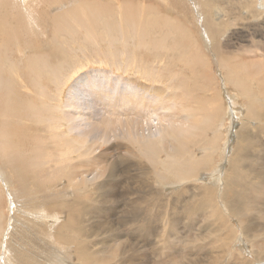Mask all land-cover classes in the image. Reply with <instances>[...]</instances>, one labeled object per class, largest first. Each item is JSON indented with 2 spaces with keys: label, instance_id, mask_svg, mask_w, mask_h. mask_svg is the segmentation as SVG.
Masks as SVG:
<instances>
[{
  "label": "bare ground",
  "instance_id": "obj_1",
  "mask_svg": "<svg viewBox=\"0 0 264 264\" xmlns=\"http://www.w3.org/2000/svg\"><path fill=\"white\" fill-rule=\"evenodd\" d=\"M75 1L76 0H74V2ZM188 1L192 4V11L193 14H195L194 15L195 21L200 23V28L203 31L204 35L206 36V39L210 43L213 42V39L219 38L222 35L221 33L224 32L223 31L224 28L231 25V19L234 18V16H227V20L225 22L222 21L223 20L222 12L224 11L222 5L225 7L230 6L229 9H231L232 11V9L237 7V5L239 4V1L231 2L233 0H229V2H231L229 4L232 5L226 3L228 2V0H188ZM240 2H241L240 7L245 8L247 12L251 13L247 18L249 19L258 18L260 20V18L263 17L262 15H264V0H240ZM82 3L81 4L75 3L73 6L69 7L70 6L69 5L67 7L65 6L66 4L62 2V0H58V1L0 0V45L1 48L3 49L4 58H9L8 60L5 59V66H4V59L3 58L1 59L0 57L1 60L0 65L3 71L0 75V87H1L0 90L3 91L2 100L4 103V106L3 107L1 106L2 110L0 111L1 112L0 140H2L3 138V140L0 142V153L4 156V158L6 159L9 165L13 164L14 162V159L9 158V152L13 143L12 136H14L15 132L11 130L14 128V126H12V124L9 123V120L7 118H9V114L12 111V109L11 110L9 109L12 106L11 103L14 100V95L19 96L17 90H15L17 85V80L14 78V73H16L17 76L28 80L33 86H35L36 80L41 79V77H45V79L47 78L48 80H50L53 78V76H57L55 73L56 66L55 68H53L50 67L51 65H48L46 60L47 56L34 54L29 56L24 62L19 61L18 63L15 64L11 58V52L14 50L21 52V48L19 47L20 43L24 44V47L29 45L30 42L35 43L36 34L38 33L42 34V37H40V39H43V36H47V25L51 27L53 35L56 33L61 34L59 38L55 41L56 44L52 46V48L55 49L56 52L54 50H51L52 53L51 55L60 58L62 62V66L65 69L70 68V70L72 71L75 70L77 67L81 68L83 66L82 62L79 63L78 65L77 63L74 62L76 61L75 60L76 54L78 52L82 53V57L84 58L86 53L84 51L85 49L82 50V48L80 47L81 45L80 43H79L80 45H78L77 48H75V46L73 47L72 46L73 44L71 45V43H76L77 42L76 40L82 34L84 35V37H86L92 34L95 30L99 31V33H97L98 31L96 32L97 33L96 36H100V38L98 37L96 38H98V40L101 39L102 42L105 38L106 39L111 38V41H113L115 40L114 38L115 36L124 34L126 39L132 38L133 40L134 38H136L138 40V42L137 40L136 42L140 46H143L144 50H147L148 52L152 53L153 56L159 53H163V54H167V56H169L170 58L171 56L170 53H174V55L171 56L173 60H177L179 61V63L180 62H183L184 64L188 63L196 69H198L199 66L202 65V62H204L201 54L195 52L196 42L193 39L192 34L189 31H186L180 28L179 26H177L178 25L177 22H175L174 24H170L173 21L163 22V23L158 21L157 18L158 17L160 18V16L154 13L152 8L149 7L140 8L141 5L138 6L137 8L136 6L138 4H135L136 6L134 5L132 7H130V5H125L124 8H122L123 6L115 7V10L117 9L122 13L120 12V17H119L121 21L118 22V20L115 19L117 20L115 24H118V27L115 26L116 28L113 29V25L112 26L110 25V20L113 21L111 17L112 18L114 17L113 15L110 14V12H108L107 6L100 5L101 3L98 4L96 0L94 1V3L92 2V4L90 3L84 5ZM55 4L60 6L57 8L59 9V11H53L52 13L51 10L54 9V7L56 6ZM233 5H235V7H233ZM45 6L46 8H44ZM39 8L42 9L40 10ZM145 10H150L147 11L148 13L150 12L149 16H146ZM107 13H109V16ZM225 14H229V13L225 12ZM144 18H146V20L149 21L150 27L148 29L146 27L142 28L139 25L140 23L143 26ZM164 18L162 17L161 19ZM165 19L167 20L168 18ZM123 21L125 22L122 23ZM127 22L131 24L132 27H135V25L133 24L134 22H138V24H136V27H138L139 30L134 31L133 34L130 33L131 30L127 32L126 31L127 28L125 26ZM261 23L264 24V20H262ZM123 26L126 29L123 28ZM20 27H22V30L24 32L26 31V33L23 32L24 34H26V36L22 33L21 30H20L21 34L19 35ZM80 29H82L81 31H83V33L80 32ZM171 37H173L174 39V42L171 40L172 43L169 42V39H171ZM63 38L69 41L67 43L68 47L66 48L60 46L61 45L60 41ZM26 41H28L29 43ZM80 41L82 42V40ZM83 42L86 43V40H84ZM126 43L129 44V42ZM248 45L250 46L249 48H252L251 50L253 51L252 58L251 57L247 58L244 57L243 55L225 56L224 54L228 51L229 48H225L224 46L223 49L225 51H221L219 50V44L217 45L214 44V51L217 57L221 56L223 60L222 62L226 64L224 65L226 66L227 72L224 71L225 74H223V78L228 85H230L229 82H231L238 96L235 99L229 94L231 108L232 110H236L239 105H243V107H245L244 116L242 118L243 122L241 123L239 129L235 132L236 135L235 146L232 147L231 152L228 154H227V150L230 145L227 142V140H225L224 142L223 145L224 147L219 151V149L221 148V144L217 141V139L219 138L217 137L216 139L215 137L208 141L204 136V132L206 129L210 128L212 120L216 119L217 117H220L223 113V111L220 109L221 107H219V101H217V98H214L215 95L213 94V91L209 92L210 94L208 95L202 93L204 99L208 101L207 103L208 112L205 118L203 119V121H201V118L203 116L202 114H204L203 106H199L197 108L193 107L195 109H190V107L186 105L182 107V109L184 108L186 112L185 115L181 114L180 112H178V114H174L173 112L168 110V109L173 110V106H178V105L180 106L182 104V101H184L183 98L181 97V95H185V93L183 92L187 90L186 89L187 86L185 85L184 79L179 81L182 90L185 91L180 92L179 95H176L174 91L171 92L168 91L170 90L172 85H169L166 88H162V86L161 88H159L158 86H145L144 84H142L141 81L132 78L131 76L125 77L124 75L122 76V75L114 74V72H112V70H110L109 68H108L109 70H104L102 68L96 70L92 69L87 73H82L81 75H79L75 80V82L72 83L70 87L71 90L70 94L69 93L66 94L65 103L62 105L63 107L57 109L58 112L61 113L60 120L58 119L59 121L57 122L55 121L54 123L49 122L48 125L44 124V126H47V128H44V126H42L43 130L52 131L53 135H50L51 138L47 139L48 134L46 135L42 131L43 134L41 135V137L43 136V140L39 139L40 133L39 130L37 129L33 131L32 136H30L31 138L29 137L30 139L34 140L33 149L35 152L34 157L29 160V163L35 160L34 170L38 169V167L40 166L44 170V172L47 173L46 175H44V173H42L43 170H41L34 172L42 173V174L30 175L34 180H36L37 182L36 186L40 189V191L47 190L48 187L45 188L44 185L47 180V175H49L48 180L49 179L51 180L56 179L57 181L63 180L66 186L68 187V190H71L72 188V191L76 196L74 198H70V197L66 199L62 198L61 200L58 201V207L64 210L65 217L61 223H57L54 226L55 228L52 232L50 231V229H46L47 223L44 220L50 217V213L49 212L48 214L45 213L46 212L45 210L52 209L53 205L51 204H53V200L52 199L49 200L48 197L49 195L47 194H46L47 196L44 195V198L46 196L45 199H48L47 203L50 202L49 207L48 209L45 210L40 209L39 208L40 204L37 203L38 201L37 196L31 195L29 193L30 191L28 190L27 192V189L24 188V186H26L25 185L26 181L24 179L28 175L27 176L23 175L24 177L23 182H20L21 179L18 176H15L18 182L17 187L19 185V190L13 191V196H12L13 198L11 200V205H12V210L15 213L11 214L12 222H10V226H13L14 223L15 226L19 224V222H17V217H18V221L19 218L22 219L24 222L20 224L21 225L20 232L22 231L25 232V238L21 233L16 232V227L13 228L10 233L8 232V230L6 231L8 234H12L13 239L10 240L9 238L11 236L10 237L8 236L9 238L5 239L4 243L1 244V246H3L2 259L4 263L5 264H42L41 261L39 262L37 260L38 259L37 255L35 256V251L37 250V248L36 249L31 248V243H33L31 242V240L32 238L35 237V234L38 232L39 227L40 226L43 227L44 224H45L44 235L52 234L56 242H62V245H64L63 247H68L67 249L74 251L76 253V257L78 260H82L83 258H88V257L91 258L90 254L95 253V250L97 251V249H95L91 253L88 252L90 251V247L93 248V246H95L96 244L92 242V240L88 242L87 239L91 236L94 235L96 236L97 234L96 232H98L99 230L93 225H90L88 228L83 227L84 222H81L80 218L85 216L83 214H85L86 212H88V214L90 215L88 209L90 208L91 204L86 203V197L89 196L90 200H93V198L90 195H88V193L83 197L79 196L81 195L79 194V189L81 186H85L89 182H93V181H98L99 188L102 187L103 185L102 182L104 180L100 182L98 178L104 177V175H102L104 170H102L103 172H100L97 169H104L105 166H108L107 170L110 171L109 172L110 176L114 175V171L112 170L111 165L112 164L114 165L115 162L114 160L109 161V157H110L109 154L111 149H113L115 153L118 150H123L127 152L129 151L127 143L124 142L109 145L112 141H115L117 139H123L128 143H133V144L136 143L137 146H139L140 149L141 150L143 149L144 151L157 150L159 153L161 152V154L166 157L165 160L161 161L162 162L161 165H164V169L169 170V177L175 175L176 179L174 182H175V186L177 187L183 183L184 181L183 179L187 178V181H189L195 174L197 167L206 166L208 163H210L209 160L214 158L213 152L207 151L204 152L202 156L197 158L195 160V163L193 164V162L191 161L193 159L192 154L190 158L184 155V151L190 147L188 145L190 144L195 145V143L198 141L199 143H201L202 146L201 150H203L206 147V145L208 147H211L213 145H218L217 148L218 151L216 153V157H219V159L217 160V164H215V168L212 171H210V174L208 173L212 179L209 180L207 184L205 183L204 180H202L201 178L202 175H200L199 178H195L196 182L198 180L202 182V185L198 186L197 184H195L193 186L194 188L197 189L196 192L195 191L189 192L187 194V197L184 196L187 193V188L191 187V183L189 185L186 184L185 186L183 184V187H180L178 191L170 192L166 194H163L160 187H158L155 190L154 188H152L153 186L151 187L150 185L148 186L149 188L147 190L148 192L145 191L146 193L141 192L137 194V192H131V191L120 192V194L118 195L119 200L123 201L124 203L126 202L130 204L146 203L147 205H150L152 202H154V203L165 204V206L167 205L174 206L173 210L175 213V218L174 220L173 219L171 220L172 225L174 226L171 225V229H174L175 231H176L175 226L178 224V221L182 222L185 217L189 218L188 219L189 225L194 227L195 222L193 216L195 217V214L201 211L203 213L201 220L203 219L206 220L209 217H213L214 219H217L216 221L218 220L222 221L224 216L226 218H230V217L232 218L233 216H235V219L238 218L241 222H243L244 219L248 217V215H252L249 216L250 217L249 223L245 224L243 228L240 227L241 230L243 229V232L245 233L246 236H247V232L251 230H253L252 236L263 235L264 223L262 222L257 223L255 219L257 217L258 219L264 220V214H261L262 212H264V188H263L264 150H260V147H258L259 153L260 152L263 153L258 154L259 156L254 154V150H256V147L261 142V139L260 138L257 139L256 142L258 144L256 146H253V141L251 139L253 136L251 135L252 133L251 127L253 125L251 126V124H254L256 122L264 126V102L262 99L257 100L254 96H252L250 83L243 79V77L239 73V67L241 69L243 68L244 70L248 71V75H251V79L253 80L256 79L255 81L258 88L257 96L261 97L262 94L264 95V84H263L264 83V45L258 42L257 43L251 42L248 43ZM125 46L127 47V45ZM83 48H86V45ZM67 51H71V52L66 53ZM150 53L148 55H150ZM130 55L132 56L133 53H130ZM239 56H241L240 59ZM127 58H129L130 60L131 58L133 59V57L130 56L129 57L127 56ZM157 58L156 61H158ZM7 63H8V67H7ZM129 63H132V61H130ZM146 66L143 67V69L146 68ZM154 66L157 67L156 65ZM159 66L161 68V65ZM42 68H49L51 71L49 69H46L44 70L45 71L44 73L46 74L40 75L38 74L39 71L37 70H41ZM138 68L139 67L137 65V69ZM148 68L150 69V67ZM125 69L127 71V65L125 66ZM137 69L135 68V70ZM168 81L170 82V80ZM40 83H42V81ZM171 83L173 84V82ZM83 87L84 89H82ZM128 87L130 88L129 90ZM44 90L45 88L42 89V91L40 90L42 92L41 95L46 94ZM117 95H119V97H117ZM26 96L27 95H25V97ZM179 96L180 98L178 99L177 97ZM237 98L241 99V104H239L236 101ZM19 99H20L19 106L22 107L24 106L23 112L26 114V116L29 117V119L35 118L37 120L39 119L37 115L41 116L43 112H45L48 114L47 120L51 121L53 115L52 117H49V113L50 112L52 113L51 110L52 104L50 105L42 100V102L39 105H37L33 98L26 99L19 96ZM24 102L26 104H24ZM139 103H143L145 105V111L151 108L154 109L155 111L158 110L159 112L151 114L150 118L137 120L133 114L138 111L137 105ZM99 106H101V109L97 110L95 107H99ZM120 115L125 117H122L121 119ZM230 115L233 116L232 112L230 113ZM2 116L4 117L3 119ZM118 122L122 124L121 130L119 129L116 130V128L118 127L117 126ZM143 122L145 123L143 124ZM223 123L224 121H222L221 123L222 126ZM112 124L113 127L110 128ZM232 125L234 127V124ZM17 126L18 127L25 126V123H23V125L22 124L15 125V128ZM262 133L264 134V131ZM24 134H26V132L21 133L20 136H24ZM51 144L52 145L55 144L56 148H64L59 152V155L63 156L62 162L64 161V165L59 163V164L46 166V164L54 161V155L47 148V145H51ZM83 144L87 145L86 149H82ZM260 144H262V142ZM106 145L109 146L102 149V147ZM171 148L172 150L170 151ZM90 150L93 153H97V155L87 160L88 151ZM72 152H78L79 157H82V162L72 163L70 166L71 174L66 175L64 170L66 168L68 161H70L68 158V154ZM36 153L38 155H36ZM225 153L227 156H224ZM154 154L155 153H151L152 159L148 160V163H152L151 165L157 162V161L154 162ZM196 155L197 153H195V156ZM117 157L119 158V161L121 163L126 162L125 157H127V155L120 154L119 152ZM180 157L181 158L183 157V159H180ZM255 158H257V161L263 160V162L260 164L262 167L256 169V172H253L252 175H250V173L247 175L241 174L240 171L242 169H246L248 172L253 171L254 167L250 166V162ZM226 161H227V165L224 166V163ZM104 162L106 165L103 164ZM194 166L196 167L193 171ZM1 170L2 169L0 168V171ZM154 170H156V168H154ZM161 172L164 173L165 171H161ZM146 173L149 174V171L148 172L146 171ZM158 174L160 180H162L163 183H165L168 186L172 185L173 181L169 180L166 174H161V173ZM2 179L3 176L0 174V180ZM178 179H179L178 181L179 185L177 184ZM71 181H73L74 183L73 186H71L70 183ZM216 182L221 183L222 184L221 187H223L222 192L219 195L217 194L218 192L216 193L217 191ZM57 183H61V181ZM151 184L153 185V180L151 181ZM27 193H29L30 197L26 196ZM83 194H85L84 191ZM102 195L105 200L102 198V196H100L103 199V201L101 200L100 202L106 203L107 200L110 199V197H108L105 193H102ZM42 201L44 200L42 199ZM19 203L22 204L24 207H26L28 210L21 212V214L17 213L16 205ZM47 203L45 202V205H47ZM183 203H186L185 205L188 204L190 205L188 206L179 205ZM177 207H181V208L177 209ZM208 208H210V211H208ZM98 212L100 211L98 210ZM247 212H249L250 214ZM88 214L86 213L87 216ZM137 215H141L139 211L131 212L129 214L128 220L138 219ZM2 216H4L3 212L0 214V234L1 232L4 231V229L1 227V224L5 223V221L2 223V220L4 219V217ZM157 216L159 217L162 216V213L160 212L159 214H157ZM148 228L150 227L148 225H145L144 222L143 225L140 226L141 229L140 231H144L143 233H145V230ZM15 233H18V235H16ZM212 234L214 235L216 234L218 236V233L212 230H209L208 235H206L205 233V236L209 237ZM229 236H230V232L226 231L224 234L220 235L219 237H215L214 238L215 244L214 243L212 244L213 245L212 248L219 247L220 249H223V246H225L224 243H226ZM17 238L21 240L20 243H17ZM37 238H38L37 244L40 246L39 243H41L42 237H39V235L37 234ZM52 240L53 239H51L50 242ZM50 242L49 245L45 242H43L42 244V246L45 245L51 250L50 251L51 256H48L47 259H44L42 257V260L46 262L47 261L52 262L53 256H55V253L58 251V250L55 251L52 248L53 244ZM118 246H117V250L115 248L116 251L112 250V253L114 254L115 257L117 255ZM125 246H127L129 249H132L133 251V248L129 244L126 243ZM254 246L257 248L256 258H258L261 262H263L262 260H264V242L256 243V245ZM7 248H9V250H7ZM224 249L225 251H227L226 248ZM124 250H125L124 246L122 245L119 251H124ZM223 252L224 251H218V250L213 251L212 256L207 259L208 262L203 264H246L247 263L246 259L244 258L241 260L232 259L229 260L228 263H226L222 261ZM68 254L70 253L68 252ZM32 255H34L36 258L34 259V256ZM143 257H145V255L143 256V254L140 257H138V258H142L141 259L142 261L136 263V259L132 255H127L124 257L123 262L124 264L127 263L145 264L146 263V262L144 263L145 258ZM105 259L107 258L105 257ZM104 262H106V260ZM52 263H54V261Z\"/></svg>",
  "mask_w": 264,
  "mask_h": 264
},
{
  "label": "rangeland",
  "instance_id": "obj_2",
  "mask_svg": "<svg viewBox=\"0 0 264 264\" xmlns=\"http://www.w3.org/2000/svg\"><path fill=\"white\" fill-rule=\"evenodd\" d=\"M51 1H54V0H51ZM56 1H58V0H56ZM94 1L95 0H76L74 2V0H62V2L64 4H66L65 6H67V7L69 5H70L69 7H71L75 3L81 4L82 2H83L82 4H84V5L90 4V3L92 4V2L94 3ZM96 1L98 4L101 3L100 5L107 6L108 12H110V14L113 15L114 18L111 17V19H113V21L110 20V25L111 26L113 25V29L118 27V24H115V22H117V20H118V22L121 21V19L119 18L121 11H119L117 9L115 10V7H117V6L122 7L123 6L122 8H124L125 5H130V7H132L135 4H138L137 6L135 5L137 8L140 5H141L140 8L141 7L142 8H144V7L152 8L154 13H156L160 16V18L158 17L157 19H158V21H160L162 23L173 21L170 24H174L175 22H177L178 23L177 26H179L180 28H182L186 31H189L192 34L193 39L196 42L195 43L196 44L195 52L201 54L204 62H202V65H200L201 67L199 66V68L196 69L188 63L184 64L183 62L179 63V61L173 60V58L171 56L174 55V53H170V55H171L170 58H169V56H167V54H163V53H159V54L153 56L152 53L148 52L147 50H144V47L140 46L137 43L138 40L136 38H134L133 40H132V38L126 39L124 34L119 35V36H115L114 37L115 40L112 39L113 41H111V38H109V39L105 38L102 42L101 39L98 40V38H100V36H96V34L99 33V31L97 30L98 31L97 32L95 30L92 34H90L86 37H84L83 34L81 36H79V38L81 37L80 40H82V42L78 38L76 40L78 42V44H77V42L71 43V45L73 44L72 46L73 47L75 46V48H77L78 45L81 44L80 47L82 48V50L85 49L84 51L86 53L85 57L83 58L82 53L76 52L77 53L75 56L76 61H74V62L77 63V65L82 62L83 66L81 68L77 67L79 70L77 68L76 69L74 68L75 70L72 71V70H70V68L65 69L62 66V62H61L60 58H58L54 55H51L52 54L51 50H54L56 52V50L53 49L52 46L54 44H56L55 41L59 38V36L61 34L56 33L53 35L52 29L49 25H47V36H43V39H40V37H42V34L38 33V34H36V38H35L36 42L35 43L30 42V44L27 45L26 47H24V44L20 43L19 47L21 48V52H18L17 50H14L11 52V58L15 64L18 63L19 61L24 62L29 56L34 55V54L45 55V56H47L46 60H47L48 65H51L50 67H53V68H55V66H56L55 73L57 76L52 75L53 78L50 80H48L47 78L45 79V77H41V79L36 80L35 86H33L28 80L23 79V78L17 76L16 73H14V78L17 80V85H16L15 90H17L18 95L22 98H26V99L33 98L37 105H39L42 102V100L47 102L50 105L52 104L51 105L52 113L51 112L49 113V117H52V115H53V117L54 116H56V117H54V119L52 117L51 121H49V120H47L48 114L43 112V114L41 116L37 115V117L40 120L39 119L36 120L35 118L29 119V117L26 116V114L23 112L24 106L23 107L19 106V100H20L19 96L14 95V100L11 103L12 106L10 105L11 107L9 109V110L12 109V111L9 114V118H7L9 120V123L12 124V126H14V128L11 130L15 132L14 136H12L13 137V139H12L13 143H12V147L10 148V152H9V158L14 159L13 164L9 165L6 161V159L4 158V156L0 153V168L4 171V172L2 170L0 171V174L3 176V179L0 180V214L3 212L4 216H2V217H4V219L2 218L3 219L2 223L5 221L4 224H1V227L4 229V231L1 232V234H0V264H5L3 259H2L3 246H1V244L4 243L5 239L9 238L10 236L11 237L9 239L10 240L13 239L12 234H8L6 231L8 230V232L10 233L12 231V229L16 227V232L21 233L23 235V237L25 238V232H23V231L20 232L21 231V225L20 224L24 222L22 219L19 218V221H18V217H17V222H19V224L15 226V223L13 222L14 225L10 226V222H12V219H11L12 215L11 214L15 213L12 210V205H11V200L13 198L12 197L13 191L19 190V185L17 187L18 182H17L15 176H18L21 179L20 182H23V178H24L23 175L24 176L28 175L24 179L26 181L25 182L26 186H24V188L27 189V192L29 190L30 191L29 193L31 195L37 196V198H38L37 200L39 201V202L37 201V203L40 204L39 205L40 209H42V210L48 209L50 202L47 203L48 199H45L47 195H49L48 196L49 200L50 199L53 200V204H51V205H53L52 209L45 210L46 211L45 213H47V214H48V212L50 213V217H48L47 219L44 220L47 223L46 229H50V231H52V232L55 228L54 226L57 223H61L65 217L64 210H62L58 207V201L61 200L62 198H64V199H66L68 197L74 198L76 196V195H74L72 188H71V190H68V187L66 186V184L63 180H59V181H61V183H57L59 181H57L56 179H53V180L49 179L48 180L49 175H47V180H46L45 185H44L45 188L48 187L47 190L40 191V189L36 186V183H37L36 180H34L32 178V176H30V175L42 174V173H44V175H46L47 173L44 172V170L40 166L38 167V169L34 170V161L35 160H33L31 163H29V160L32 159L35 155V152L33 149L34 148V140L30 139L31 138L30 136H32L33 131H35L37 129V130H39V133H40L39 139L43 140V136L41 137V135L43 134L42 131L46 135L48 134L47 139L51 138L50 135H53L52 131L43 130L42 126H44V124L48 125L49 122L54 123L55 121L57 122L60 120L61 113L58 112L57 109L60 107L61 108L63 107L62 105L65 103V96L68 93L70 94V91H71L70 87H71L72 83H74L75 80L77 79V77L79 75H81L82 73H87L92 69H95V70L101 69V68L104 70L110 69V70H112V72H114V74H118V75H122V76L124 75L125 77L131 76L132 78H135V79L141 81L142 84H144L145 86H158L159 88H161V86H162V88H166L167 86L172 85V87L168 91L169 92L174 91L176 95H179L180 92L185 91V90H182V87L180 86V81L184 79L185 85L187 86L186 87L187 90L185 92H183V93H185V95H181V97L183 98L184 101H182V104L180 106L179 105L173 106V110H170V109H168V110L173 112L174 114H178V112H180L181 114L185 115L186 112H185L184 108L182 109V107L188 105L190 107V109H195L199 106H203L205 115L202 114L203 116L201 118V121H203V119L205 118V116L208 112V107H207L208 101L206 99H204L203 94L208 95V94H210L209 92L213 91V94L215 95L214 98H217V101H219V107H221L220 109L223 111V113L220 117H217L216 119L212 120L210 128L205 130L204 136L206 137V139L208 141L212 138H215V137L217 139V137H218L219 139H217V141L221 144V148L219 149V151L224 147L223 146L224 142H225V140H227V142L230 145L228 150H227V154L230 153L232 147L235 146V143H236L235 132L239 129V127L241 126V123L243 122L242 118L244 116L245 107H243V105H239L236 110H232V108H231L229 94L232 97H234L235 99L238 96H237L236 91L234 90L231 82H229L230 85H228L223 78V74H225L224 71L227 72L226 66H225L226 64L222 62L223 60H222L221 56L217 57V55L214 51V44H216V45L219 44V50H221V51H225L223 49L224 46H225V48H229L228 51L224 54L225 56L243 55L244 57H247V58L251 57L252 58V52L253 51L251 50L252 48H249L250 46L248 45V43H251V42L257 43L258 42V43L264 45V24L261 23L262 20H264V15H262L263 17H261L260 20L258 18H253V19L247 18L251 13L247 12L245 8L240 7V3H241L240 0L231 1V2H238L239 1V4L237 5V7H235V5H233V7H235V8H233L232 11H231V9H229L230 6L225 7L222 5V7L224 8V11L222 12L223 13V16H222L223 20L222 21L225 22L227 20V16H234V18L231 19V25L224 28V30H223L224 32L221 33L222 35L219 38L213 39V42L210 43L206 39V36L204 35L203 31L201 30L200 23L195 21V17H194L195 14H193V11H192V4L188 0H169V1L168 0H119V1L118 0H104V1L103 0H96ZM117 2H120V3H117ZM231 2H229V0H228V2H226V3L229 4ZM146 4H147V6H146ZM113 5H114V7H113ZM229 5H232V4H229ZM58 7H60V6L56 5L54 7V9L51 10V12L53 13V11H59V9H57ZM44 8H46V6ZM44 8H43V10H44ZM39 9L41 10L42 8H39ZM147 11H150V10H145L146 16H149L150 12L148 13ZM225 12H227L229 14H225ZM107 14L109 16V13H107ZM144 15H145V13H144ZM162 17L163 18L165 17L168 19L167 20L165 18L161 19ZM115 19H117V20H115ZM124 22L125 21H123L122 23H124ZM227 23H228V21H227ZM133 24L135 25V27H132V25L127 22L125 25L127 29L124 26H123V28H125L127 32H129L131 30L130 33L133 34L134 31L139 30V28L136 27V24H138V22H134ZM139 25L142 28L146 27L147 29L150 27L149 21L146 20V18L143 19V26L140 23H139ZM20 30L22 31V33L24 32L22 30V27H20L19 35L21 34ZM81 30L82 29H80V32L83 33V31H81ZM110 32H111V29H110ZM123 32H124V30H123ZM24 33H26V31ZM24 35L26 36V34H24ZM255 36H257V37H255ZM96 37H98V38H96ZM83 39L86 40V43L83 42L84 41ZM136 40H137V42H136ZM171 40L174 42L173 37H171V39H169L170 43H172ZM19 42H22V41H19ZM26 42H28V41H26ZM60 42H61L60 46H63L65 48L68 47L67 43L69 41L67 39L63 38V39H61ZM126 42H129V44H127ZM84 43L86 45V48H83V47H85ZM48 44H49V46H48ZM125 45H127V47ZM124 46H125V48H124ZM120 48H121V51H120ZM126 48H128L129 50ZM87 49H88V51H87ZM122 51H123V53H122ZM126 51L127 52L129 51L128 54ZM258 51H260V50H258ZM55 52H54V54H55ZM69 52H71V51H67L66 53H69ZM130 53H133V55L131 56ZM149 53H150V55H148ZM79 54H80V56H79ZM123 56H125V57H123ZM127 56L133 57V59L131 58V60H130L129 58H127ZM0 57H1V59L2 58L4 59V66H5V59L8 60L9 58H4L3 49L1 48V45H0ZM157 57L160 59H158ZM156 58L158 61H156ZM240 58H241V56H239V59ZM50 59H52V60H50ZM209 59H210V61H209ZM59 60H60V62H59ZM130 61H132L133 64L129 63ZM208 61H209V63H208ZM0 62H1V60H0ZM126 65H127V71L125 69ZM137 65L140 68V69L138 68L139 71L137 69ZM154 65H156L157 67H155ZM159 65H161V68ZM145 66H146V68L143 69V67H145ZM204 66H206V67H204ZM7 67H8V63H7ZM148 67H150V69ZM135 68L137 70H135ZM46 69H49V68H42L41 70H37V71H39L38 74H40V75L46 74V73H44L45 72L44 70H46ZM147 69H149V70H147ZM146 71H148V72H146ZM2 72H3L2 67L0 65V75ZM135 72H136V74H135ZM239 73L241 74V76L243 77V79L245 81L250 83L252 96H254L257 100L262 99L264 102V97H263L264 95L263 94L261 96L262 98L257 96L258 88H257V84L255 81L256 79H254V80L251 79V75H248V71L244 70L243 68L241 69L240 67H239ZM163 76H166L167 78L163 77ZM210 78H211V81H210ZM167 79L170 80V82ZM41 81H42V83H40ZM171 82H173V84ZM41 84H43V85H41ZM42 86L45 88L44 91L46 92V94H43V95H41L42 94L41 91H42V89H44ZM0 89H1V87H0ZM82 89H84V87ZM129 89L130 88L128 87V90ZM210 89H211V91H210ZM25 95H27V96L25 97ZM0 97H1V99H0V111H1L2 110L1 106L2 107L4 106V103L2 100L3 91H1ZM117 97H119V95H117ZM177 98L179 99L180 96ZM201 99H202V101H201ZM236 101L239 104H241L240 98H237ZM25 102H24V104H26ZM57 104H58V106H57ZM137 106H138L137 107L138 111L133 114L137 120L150 118L151 114L159 112L158 110L155 111L154 109H151V108L149 110L145 111V105L143 103H139ZM193 107H195V108H193ZM95 108L98 110V109H101V106L95 107ZM22 112H23V114H22ZM231 112H232L233 116L230 115ZM13 117H14V119H13ZM44 117H45V119H44ZM122 117H125V116L120 115L121 119H122ZM3 118L4 117L2 116V119ZM0 120H1V118H0ZM222 121H224L223 126L221 124ZM40 122L42 125L40 124ZM23 123H25V126H22V127L17 126L15 128V125H19V124L23 125ZM36 123H38V124H36ZM140 123H141V121H140ZM144 123L145 122H143V124ZM113 124L110 126V128L113 127ZM232 124H234V127ZM121 125L122 124L120 122H118L117 123L118 127L116 128V130H118V129L121 130L122 129ZM251 126H252L251 127V131H252L251 135H253L251 139L253 141V146H256L258 144L256 141L259 138L261 139V142H262V144H260L261 143L260 142L259 145L256 147V150H254V154L259 156L258 154H262L263 152L259 153L258 147H260V150H264V134L262 133L264 131V129H263L264 126H262L256 122L254 124H251ZM44 128H47V126H44ZM24 132H26L27 135L24 134V136H20V134L24 133ZM26 138H28V139H26ZM2 140H3V138H2ZM2 140H0V142ZM49 141H52V140H49ZM123 142L127 143L128 150H129L128 152L123 151V150H118L115 153V151H113V149H111L110 154H109V156H110L109 161L114 160V162H115L114 165L113 164L111 165L112 170L114 171V175L110 176V174H109L110 171L107 170L108 166H105L104 169H97L100 172H103L102 170H104V172L102 173V175H104V177H99L98 180L100 182H102L104 180L102 182V184L103 185L106 184V185L105 186L102 185V187L99 188L98 181H93V182H89L85 186H81L79 189V194H81L79 196L83 197V196L87 195V193H88V195H90L93 198V200H90L89 196L86 197V203L91 204L90 208H93V209L89 208L88 210H89L90 215L88 214V212H86L88 214V216L85 213V214H83L85 216L82 215L84 218L80 216L81 217L80 220H81V222H84V224L82 223L84 228H88L90 225H93L99 230L98 232H96L97 233L96 236L94 235V236H91L87 239L88 242L92 240V242H94L96 244L95 246H93V248L90 247V251L88 253H91L95 249H97V251L95 250V253L90 254L91 258L88 257V258H83L82 260H78L76 257V253L74 251H71L70 249H67L68 247H63L64 245H62V242H56V240L54 239L52 234L44 235L45 234V232H44L45 231V224H44L43 227H41V226L39 227L38 232L35 234V237H34L35 239L32 238L31 242H33V243L30 242L32 249L37 248V250L35 251V256L37 255V258H38L37 260L39 262L41 261L42 264H90V263L91 264H107V263L108 264L109 263L110 264H124V262H123L124 257L127 255H132L136 259V263H138V262L142 261L141 260L142 258H138V257H140L143 254V256L145 255V257H143V258H145V261H144V263L146 262L145 264H197V263L203 264V263L208 262L207 259L212 256L213 251L218 250V251H224L222 253L223 255L222 254H220V255H222L224 258V259L222 258V261H224L226 263H228L229 260H232V259L241 260L244 258V259H246V262H247L246 264H261V263L264 264V260L261 259L263 261V262H261L258 258H256L257 248L254 246V245H256V243L264 242V234L252 236L253 230H251V231L247 232V236H246L245 233L243 232V229L241 230V228H243L245 226V224L249 223V221H250L249 216H252V215H248V217L245 218L243 222H241L238 218L235 219V216H233L232 218L230 216H229L230 218H226L224 216V218H223L224 220L222 219V221H219V220L216 221L217 219H214L213 217H209L206 220H204V219L201 220L203 213L200 211V212H197L195 214V217L193 216L194 222H195L194 227L189 225V220H188L189 218L185 217L182 222L178 221V224L175 226V229H176V231H175L174 229H171V225H172L171 220L172 219L174 220V218H175V213L173 210L174 206H172V205L165 206V204L154 203V202H152L150 205H147L146 203L145 204L144 203L143 204H130V203H126V202L124 203L123 201L119 200L118 195L120 194V192H124V191L137 192V194H139L141 192L147 191L149 189L148 186L151 185V187L153 186L152 188H154L155 190L158 187H160L163 194H166V193L178 191L180 187H183V184L185 186L186 184L189 185L191 183V187L187 188V193L184 195L185 197H187V194L189 192H194V191L196 192L197 191V189L193 187L195 184H197L198 186L202 185V182L200 180H198L196 182L195 178H199L200 175H202L201 176L202 180H204L205 183H207V184H208L209 180L212 179L209 174H210V171H212L215 168V164H217V160L219 159V157H216V153L218 151L217 150L218 145H213L211 147H208L206 145V147L204 148L205 150L204 149L201 150L202 146H201V143H199L198 141L195 143V145H193V144L188 145L190 147L184 151V155L186 157L190 158L191 154H192L193 159L191 161L193 162V164L195 163V160L197 158L202 156V154L204 152H207V151L213 152L214 158L209 160V162L211 164L208 163L206 166L197 167L195 174L193 175V177L189 181H187V178H185V179H183L184 180L183 183L181 185H179L178 184L179 179H178L177 184L179 186L177 187V186H175V182H174L176 179L175 175H172L169 177V170L164 169V165H161L162 164L161 161L166 159V157L163 156L161 154V152L159 153L157 150H151V151H147V150L144 151L143 149L141 150L140 147L137 146L136 143H134V144L128 143L127 141H125L123 139H117L115 141H112L109 145H113V144H117V143H123ZM24 144H25V146H24ZM109 145L102 147V149L108 147ZM24 147H26V148H24ZM86 147H87V145L83 144L82 149H86ZM47 148L54 155V161L46 164V166L53 165V164H59V163L64 165V161L62 162L63 156L59 155L60 150H62L64 148H56L55 144L47 145ZM159 149H160V147H159ZM171 150H172V148L170 149V151ZM119 152H120V154L127 155V157H125V159H126L125 163H121L119 161V158L117 157ZM151 153H155L154 154V162L157 161L156 163L153 162L154 163L153 165H151L152 163H148V160L152 159ZM195 153H197L196 156H195ZM10 155H11V157H10ZM36 155H38V154L36 153ZM96 155H97V153H93L91 150L88 151L87 160L91 159L92 157H94ZM253 155H251V156H253ZM224 156H227L226 153ZM68 158L70 161H68L66 168L64 170L66 175L71 174L70 166L72 163H76V162L81 163L82 162V157H79L78 152L69 153ZM26 159H27V161H26ZM180 159H183V157L182 158L180 157ZM262 162H263V160L257 161V158H255L254 160H252L250 162V166L254 167L253 171L248 172L246 169H242L240 171V173L243 175H247L250 173V175H252L253 172H256V169H259L262 167L260 165ZM10 163H11V161H10ZM103 164H105V162ZM226 165H227V161L224 163V166H226ZM153 166H154V168H156V170H154ZM195 167L196 166H194L193 171H194ZM41 170H43L42 173L34 172V171H41ZM146 171L147 172L149 171V174H147ZM161 171H165V172L163 173ZM204 172L205 173L207 172V173L205 174ZM158 173L166 174L168 176L169 180L173 181L172 185L168 186L165 183H163L162 180H160ZM204 175H207V176H204ZM151 179L153 180V185L151 184V181H152ZM48 181H51V182H48ZM70 183H71V186L74 185L73 181H71ZM107 183H109V184H107ZM246 183H249V182H246ZM216 184H217L216 193L218 192L217 194L219 195V194H221L223 187H221L222 184L219 182H216ZM31 185H33V186H31ZM219 188H220V190H219ZM263 188H264V185H263ZM83 191L85 194H83ZM29 193H27V195H26L27 197H30ZM40 193H41V195H40ZM102 193H105L108 197H110V199L107 200L108 203L107 202L106 203L100 202L101 200L103 201V199H104ZM44 195H46L45 198H44ZM41 196H42V198H41ZM100 196H102L103 199ZM42 199L44 201H42ZM88 199L92 202H90ZM71 201H72V199H71ZM41 202H43L44 204ZM45 202L47 203V205H45ZM186 203L179 204V205L184 206ZM42 205H44V206H42ZM188 205H190V204H188ZM188 205H185V206H188ZM102 208H104V209H102ZM135 208H136V210H135ZM170 208H172V209H170ZM180 208L181 207H177V209H180ZM25 210H28V209L26 207H24L22 204L19 203L16 205V212L17 213L21 214V212H23ZM98 210L100 212H98ZM135 211H139V213L141 214V215H137L138 219L128 220L129 214L131 212H135ZM208 211H210V208H208ZM160 212L162 213V216L159 217V216H157V214H159ZM91 213H93V214H91ZM247 213H249V212H247ZM199 214H201V215H199ZM261 214H264V212H262ZM91 215H93V216H91ZM66 216H67V213H66ZM144 217H145V220H144ZM93 218H95V219H93ZM257 219L258 218L256 217L255 221L257 223H261V222L264 223V220H261V219L257 220ZM143 221L145 222V225H148L151 228V229L150 228L146 229L145 233H143L144 231H140L141 230L140 226L143 225V223H144ZM217 225H219V226H217ZM172 226H174V225H172ZM8 228H10V229H8ZM155 229H156V231H155ZM209 230L216 231V233H218V236L216 234L215 235L212 234L214 236L210 235L209 237L205 236V233H206V235L209 234ZM226 231L230 232V236H229L228 240L226 241V243H224V245L227 247L222 245L223 249H220L219 247H215V248L213 247L214 248L213 249L212 244L213 243L215 244L214 238L219 237L220 235L224 234ZM18 233H15V234L18 235ZM37 234L39 235V237H42V241H41V243H39L41 247L37 244L38 243ZM28 237H30V236H28ZM112 238H114V239H112ZM51 239H53V240L50 242ZM112 241H114V242H112ZM20 242H21V240L19 238H17V243H20ZM43 242L47 243L48 245H49V242L52 243L53 244L52 248L55 251L58 250L52 259V262L54 261V263L48 262V261L46 262V261L42 260V257L44 259H47L48 256H51V254H50L51 250L45 245H43L44 246L43 247L42 246ZM126 243L129 244L133 248V251H132V249H129L127 246H125ZM122 245L124 246V249L126 251L125 250L119 251L120 247H122ZM117 246H118V251H117V255L115 257L114 254L112 253V250L116 251ZM115 248H116V250H115ZM224 248H226L227 251H225ZM108 249H110V250H108ZM135 249H137V250H135ZM7 250H9V248H7ZM39 250H41V251H39ZM110 251H111V253H110ZM68 252L70 254H68ZM37 253H39V254H37ZM108 253H110V254H108ZM133 253L134 254L136 253V254L134 255ZM181 255H182V257H181ZM32 256H34V255H32ZM35 256H34V259L36 258ZM105 257L107 259H105ZM105 260H106V262H104ZM243 261H245V260H243ZM127 264H130V263H127Z\"/></svg>",
  "mask_w": 264,
  "mask_h": 264
}]
</instances>
